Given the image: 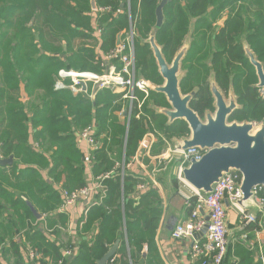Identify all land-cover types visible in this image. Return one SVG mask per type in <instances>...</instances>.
Masks as SVG:
<instances>
[{"label": "trees", "instance_id": "trees-1", "mask_svg": "<svg viewBox=\"0 0 264 264\" xmlns=\"http://www.w3.org/2000/svg\"><path fill=\"white\" fill-rule=\"evenodd\" d=\"M121 2L125 3L123 7ZM241 2L240 11L228 15L224 26L212 33L221 12L233 11ZM158 3L96 0L97 7H110L96 20L102 28L100 49L113 48L117 34L126 28L119 33L124 36L129 26L128 12L137 38H146L155 26ZM252 11L256 14L254 21L245 13ZM91 12L90 0H0V156L12 157L10 165H0V254L6 264L12 263L10 257L16 259L12 264H22L19 243L56 260L61 257L62 252L50 241L40 222H47L49 227L57 220L60 214L53 211L61 205L60 189L74 191L88 184L84 153L76 141L77 133L87 126L94 127L93 136L98 143L89 158L93 180L106 173L111 175L102 180L103 187L86 213L81 231L89 232L87 239L83 237L78 252L65 264H99L121 231L132 264H140L144 244L150 256L155 253L154 231L161 198L152 183L143 182L148 187L139 192L137 186L144 179L128 170L121 177L115 163L121 159L125 143L126 165L148 132L159 131L169 139L183 137L189 131L183 120L166 126L165 116L149 108L151 102L166 105L164 98L152 90L144 101L142 114L136 116L138 111H132L127 134L125 122L115 115L121 103H116V96L109 90L97 92L93 99L84 93L73 95L69 90H54L55 75L61 68L99 71L93 63L97 62V55L90 27ZM163 14V23L156 28L154 38L167 62L182 46L191 19L196 18L193 40L182 60L188 72L180 84L183 93L198 87L190 107L199 115L212 108L205 82L209 72L206 61L211 59L218 86L226 92L231 82L242 106L228 120H262L264 99L251 86L255 75L250 72L252 66L244 57L239 37L245 32L246 43L257 60L264 63V0H169ZM75 40H81L77 47ZM85 41L92 44H84ZM136 42L138 73L158 84L161 76L151 50ZM157 143L152 149L155 154L162 148L161 142ZM173 181L177 183L176 178ZM188 203L185 206L189 214L195 197H190ZM31 206L46 218L38 219ZM59 219L65 224L63 217ZM120 245L121 263L128 264L124 244Z\"/></svg>", "mask_w": 264, "mask_h": 264}, {"label": "crops", "instance_id": "crops-1", "mask_svg": "<svg viewBox=\"0 0 264 264\" xmlns=\"http://www.w3.org/2000/svg\"><path fill=\"white\" fill-rule=\"evenodd\" d=\"M124 2H121L122 5ZM96 4V0H95ZM125 4V3H124ZM91 5V0H90ZM124 6V5H123ZM92 18V17H91ZM101 28V27H100ZM102 34V33H101ZM92 35V33H91ZM118 36V35H117ZM116 36V40H117ZM92 37L96 41L94 46V52L97 55L98 52L104 54L108 51L101 50V35L100 39H96L93 35ZM120 37V35H119ZM112 49V48H111ZM110 49V50H111ZM94 71V70H92ZM184 78V77H183ZM182 78V80H183ZM212 83L211 85H213ZM161 85V84H160ZM156 94L155 91H153ZM116 96V103H121V108L124 109L126 101L121 98L120 95L114 94ZM25 95V93H24ZM167 104L166 98L164 95L160 94ZM139 96L140 93H139ZM94 98V97H93ZM89 98V99H93ZM164 108L163 106L159 109ZM120 110L115 112V115L126 125V134L128 131V125L123 117L120 115ZM155 114L158 113V110H153ZM163 115V114H161ZM165 116V115H163ZM166 117V116H165ZM167 118V117H166ZM172 124L167 118L166 126ZM159 132V131H158ZM148 132L146 133L142 140L140 141L138 147L136 148L134 154L132 155L129 162L125 165V143L122 147L121 159L115 163V169H118L120 176L124 175V172L128 170L130 173L142 177L143 182L152 183V187L156 189L160 198H161V209L158 213V219L154 231V248L155 253L153 256H150L147 251V245L144 244L139 255L138 261L140 264H200V261H192L188 255V251L191 247V240H174L171 238V231L174 226L185 220L188 217L186 211V199L193 196L192 189L185 183L179 181L176 177V171L179 164V156L175 154L172 149L174 145L181 137H174L171 139H166L161 132L160 133ZM162 138L161 141L158 138ZM187 137V136H186ZM126 138V137H125ZM77 141V135H76ZM161 142L162 148L157 154L152 152V149L157 142ZM176 141V142H175ZM159 142L157 144H159ZM79 148L84 153V173L88 184L93 181V175L90 171L89 158L91 155V147L82 141H77ZM37 146V144H35ZM152 147V148H151ZM163 157V158H162ZM0 158L4 159L0 156ZM45 174V172H43ZM177 179V183H174L173 179ZM148 187V186H147ZM97 197V194L96 196ZM94 199L78 202L67 214H60V217H63L65 224H63L59 216L57 220L50 224L49 227L47 222H40L41 226H44L43 229L46 231L50 241L54 242L57 248L62 252L67 246V248H72L74 250V255L79 250L81 240L88 237L89 232L82 233L83 224L86 221V213L90 206V202H93ZM255 200V198H254ZM256 202V201H255ZM227 206V202L225 201ZM248 211L256 213V219L258 223H247L239 215L236 209L227 207V250L224 261L222 264H264V212L256 211L253 201H247ZM247 211V212H248ZM42 216V215H41ZM40 216V217H41ZM55 216V215H53ZM38 219H40L38 217ZM41 220V219H40ZM61 226L62 230L57 228ZM55 232H52V231ZM61 233V234H60ZM123 231L118 234L117 238L112 245L117 241L118 242V252H115L112 257L109 258V264H112L113 261L115 264H122V252L119 250L120 244H124L125 259L128 264H132L130 257V249L127 245V241L124 240ZM60 234V235H59ZM59 235V236H58ZM86 236V237H85ZM84 237V238H83ZM87 239V238H86ZM21 242L20 239L17 241ZM108 246V249L112 246ZM33 250L36 255L34 258L29 257V251ZM19 253L22 257V264H59V261L62 260V264L67 263V260L70 258L62 259V254L59 259H54L50 254L46 255L42 252H38L31 246L24 244L20 245L19 243ZM73 255V256H74ZM72 256V257H73ZM0 262L6 264V261L0 256ZM150 258H153L150 260ZM16 259L10 257L9 262L14 263ZM137 261V262H138ZM11 263V264H12ZM107 263V262H106Z\"/></svg>", "mask_w": 264, "mask_h": 264}, {"label": "built area", "instance_id": "built-area-1", "mask_svg": "<svg viewBox=\"0 0 264 264\" xmlns=\"http://www.w3.org/2000/svg\"><path fill=\"white\" fill-rule=\"evenodd\" d=\"M108 11H110V7L96 6V9L91 12L92 21L96 22L102 13ZM130 17L128 12L129 27L124 34L125 38L120 40L107 53H97L95 59L99 63L101 70L61 68L57 71L54 79V90L56 91L69 90L73 95L84 93L88 98H93L101 90H109L114 94L120 95L126 101V105L119 114L123 115L127 123L130 121L134 109L138 111L136 116L142 114V106L150 91L145 82L146 80L137 76L133 45L134 30ZM101 33L102 28L98 26L93 28V36L98 38V40ZM262 122H253V124L257 125ZM93 133L94 127L92 126H87L77 133V141L87 143L91 147V151L98 147ZM172 151L179 156L176 177L183 182L180 179V171L191 160H200L203 151L196 147L186 151H176L174 149ZM110 175L111 172L101 175L90 184L74 191L60 189L61 205L53 212L67 214L78 202H87L94 199L103 187L102 180ZM239 182L240 174L236 171H230L213 186L210 193L204 194L192 190L195 197L193 208L190 210L188 217L177 223L171 231V238L174 240H191L188 255L192 261L198 260L200 264L223 263L227 250L228 229L226 219L228 206L236 209L241 218L247 223H256V218L238 207V201L242 198V192L238 187ZM146 187V183H140L137 189L139 192H143ZM254 191L256 203L264 206V186H259ZM185 201L189 205V198ZM93 202H90V204ZM45 218L44 215L41 216V219ZM60 229L62 230L63 228ZM74 253L72 248L64 249L62 251V259L72 257ZM35 255L36 253L33 250L29 251L30 259L34 258ZM59 264H62V260L59 261Z\"/></svg>", "mask_w": 264, "mask_h": 264}, {"label": "water", "instance_id": "water-1", "mask_svg": "<svg viewBox=\"0 0 264 264\" xmlns=\"http://www.w3.org/2000/svg\"><path fill=\"white\" fill-rule=\"evenodd\" d=\"M169 0H160L155 8V28L149 33L146 40L150 46L153 57L158 67V72L163 83L151 85L145 81L150 90L164 95L168 108L156 109L158 113L165 115L170 122L183 120L188 128V135L175 141L174 150L186 151L190 148H198L203 151L200 160H191L180 171V179L194 192L208 194L213 186L230 171L240 174L238 187L242 192V198L238 201V207L248 211L247 201H253L258 212H264V206L258 205L255 198V188L264 186V122L254 125L253 122H229V116L236 108V102L226 100L217 85L210 86L214 99V112H206L201 118L190 107V101L194 92L183 94L180 84L185 75H180L181 64L189 44L182 46L175 53L170 64L162 55L161 48L157 45L154 35L164 19L163 7ZM124 3L121 5L123 7ZM92 10L96 9L95 0H91ZM119 41H117L118 43ZM250 63L255 67L258 77L257 87L264 88V70L262 64L255 58L252 51L245 50ZM139 78H142L138 75ZM145 80L144 78H142ZM22 98H25L21 89ZM12 157L0 158V165H10ZM34 215L40 217L34 208L30 207ZM254 218L256 213L248 211ZM207 218V217H206ZM116 241L99 260V264H106L110 257L117 251Z\"/></svg>", "mask_w": 264, "mask_h": 264}, {"label": "rangeland", "instance_id": "rangeland-1", "mask_svg": "<svg viewBox=\"0 0 264 264\" xmlns=\"http://www.w3.org/2000/svg\"><path fill=\"white\" fill-rule=\"evenodd\" d=\"M243 4V2H241V4H238L237 6H236V8L235 9H233V11H230L229 9H226V10H224V11H222L221 12V15H220V17H218V18H216L214 21H215V23H214V26H213V30H214V32H212V33H216L218 30H219V28L221 27V25H220V23L221 22H223V21H225V19L228 17V15H232V14H234V13H236V12H238V11H240V6ZM96 5V4H95ZM97 6V5H96ZM92 11V7H91V5H90V12ZM243 11V10H242ZM244 12V11H243ZM246 13V15H247V17H252V18H255V16H256V14H255V12L254 11H252V12H245ZM195 19L196 18H192L191 19V22H190V24H189V26H188V33L184 36V39H183V41H182V46H187L188 45V43L189 42H191V40H193V32H194V21H195ZM98 25H97V22H95V21H92V18L90 17V27H91V29L93 30V28L94 27H97ZM129 27V26H128ZM153 28H155V27H152V29ZM124 29H126V28H124ZM124 29H122V30H124ZM121 30V31H122ZM134 30V37H133V45H134V49H135V42L137 41V42H139L140 44H146V45H148V47H149V49H150V46H149V44H148V42H146V40L148 39V37H149V34H148V36L146 37V38H137L138 36H137V34H135V29H133ZM120 31V32H121ZM127 31V30H126ZM126 31H124V34H125V32ZM119 32V33H120ZM119 33L117 34L118 36H117V40L115 41V44H114V46L117 44V41H120V40H122V39H124L125 38V36H123V37H119ZM245 37H243V39H244ZM136 42V43H137ZM80 43H81V40H75V43H74V47H77L78 45H80ZM89 43V44H88ZM84 44H88V45H91L92 43L91 42H87V41H85V43ZM230 44H228V46H229ZM113 46V47H114ZM182 46H180L179 48H181ZM179 48L176 50V52L179 50ZM151 52V55H152V57H153V54H152V51H150ZM175 52V53H176ZM175 55V54H174ZM255 56H256V54H254ZM174 57V56H173ZM173 57H172V59H173ZM154 59V58H153ZM172 59H171V61H172ZM136 60V59H135ZM171 61L170 62H168V64H170L171 63ZM94 64H96L97 66H98V68H99V70H101V67H100V65H99V63L98 62H93ZM154 63H155V66H156V71H157V73L159 74V72H158V67H157V65H156V61H155V59H154ZM263 65H264V63L263 62H261ZM135 65H136V61H135ZM234 65V64H233ZM235 65H238V64H235ZM206 66L208 67V68H211L212 69V61H211V59H208L207 61H206ZM136 67H137V65H136ZM138 68V67H137ZM68 69H72V70H81V69H75V68H68ZM210 69V70H211ZM245 71V73H247V71L246 70H244ZM254 69H253V67H252V69L250 70V72H253L254 73ZM187 72H188V70H187V68L183 65V63L181 64V73H180V75H187ZM213 69H212V72H211V74H210V77H209V82H207L206 84H207V86H208V89H209V93H210V95H211V97H212V93H211V91H210V85L212 84V83H214L215 85H216V83H215V80H214V78L212 77L213 76ZM140 76V77H142V78H144V79H146L142 74H140V73H138V71H137V76ZM255 75V74H254ZM232 79V76H230V78H229V80H231ZM146 80H148L150 83H151V85H160V84H162L163 83V79L161 78V81L157 84V83H155V82H152V81H150L149 79H146ZM257 82V77H255V79H252L251 80V85L253 86V87H255V83ZM195 88V87H194ZM219 88V87H218ZM229 89H228V91L227 92H224V91H222L220 88H219V90H220V92L223 94V96H224V98L226 99V100H229V98H236V100H237V96L235 95V93H234V91H233V86H232V84L231 85H229V87H228ZM24 91V90H23ZM258 92V95L261 97V96H263V92L261 91V90H257ZM182 92V91H181ZM148 98V97H147ZM213 98V97H212ZM147 100V99H146ZM213 103H214V100H213V102H212V108H209V109H206L201 115H199L201 118H204V115H205V113L206 112H210V113H212V112H214V106H213ZM167 105V104H166ZM166 105H164V106H166ZM240 105V104H239ZM241 106V105H240ZM162 107V105H158V104H154L153 102H151V103H149V108H151L152 110H156V109H159V108H161ZM242 107V106H241ZM156 108V109H155ZM123 108H121V110H122ZM120 110V111H121ZM125 120V119H124ZM167 120V118L165 117V121ZM126 121V120H125ZM250 120H230L229 122H249ZM261 121H263L264 122V117L262 118V120H260V121H255V120H252V121H250V122H257V123H259V122H261ZM127 123V122H126ZM127 125H128V123H127ZM189 133V132H188ZM188 135V134H187ZM186 136V135H185ZM171 138H174V137H170L169 139H171ZM178 138V137H177ZM0 256H1V254H0ZM8 256H10V255H8ZM1 259V258H0Z\"/></svg>", "mask_w": 264, "mask_h": 264}, {"label": "flooded vegetation", "instance_id": "flooded-vegetation-1", "mask_svg": "<svg viewBox=\"0 0 264 264\" xmlns=\"http://www.w3.org/2000/svg\"><path fill=\"white\" fill-rule=\"evenodd\" d=\"M243 17L245 18V16L243 15ZM251 19H252V21H254V18H252V17H250ZM225 22L226 21H223V22H221L220 23V25H221V27H223L224 26V24H225ZM214 26V25H213ZM243 37H245V32H243V34L239 37V40H240V44L242 45V49L244 50V57H246L247 58V60H248V62H249V64L253 67V69L255 70V67L250 63V61H249V58L246 56V53H245V50L246 49H249L250 51H252V49L248 46V44L246 43V41H245V38L243 39ZM252 53L254 54V52L252 51ZM255 56V55H254ZM255 58H256V56H255ZM257 59V58H256ZM166 60V59H165ZM260 62V61H259ZM261 63V62H260ZM238 65H240V63H237ZM262 64V63H261ZM263 66V65H262ZM211 68H209V72H208V75H207V78H206V80H205V82L207 83V82H209L208 80H209V77H210V74H211V72H212V69L210 70ZM264 70V69H263ZM254 74H255V77H257V75H256V70L254 71ZM212 75V74H211ZM213 78H214V80H215V74L213 73V76H212ZM146 80V79H145ZM146 81H148V80H146ZM149 82V81H148ZM215 83H216V85L218 86V84H217V82H216V80H215ZM257 83H258V77H257V82L255 83L256 85H255V89H259V90H261L262 92H263V96H261L262 97V99H264V88H259V87H257ZM232 83L230 82V85H231ZM211 86V85H210ZM252 86V85H251ZM219 87V86H218ZM253 87V86H252ZM220 88V87H219ZM221 89V88H220ZM229 89V88H228ZM228 89H227V91H228ZM222 90V89H221ZM226 91V92H227ZM190 92H194V96L192 97V99H191V101L195 98V95H196V93L198 92V87H196L195 86V88H192L189 92H187V93H190ZM258 92V91H257ZM183 93V92H182ZM183 94H186V93H183ZM223 95V94H222ZM211 99H212V102H213V98L211 97ZM229 100H231V98H229ZM233 100L236 102V108L233 110V112L235 111V110H237V109H241L242 107L238 104V102H237V100H236V98L234 99L233 98ZM190 101V102H191ZM211 106H212V103H211ZM164 108H168L169 106H163ZM206 110V109H205ZM204 110V111H205ZM196 112V111H195ZM232 112V113H233ZM203 113V112H202ZM231 113V114H232ZM230 114V115H231ZM199 115V114H198ZM203 115V114H202ZM175 121V120H174ZM173 121V122H174ZM172 122V123H173ZM262 122V121H261ZM257 123V122H256Z\"/></svg>", "mask_w": 264, "mask_h": 264}]
</instances>
